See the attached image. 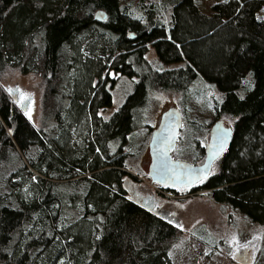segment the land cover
Segmentation results:
<instances>
[{
    "label": "trees",
    "instance_id": "trees-1",
    "mask_svg": "<svg viewBox=\"0 0 264 264\" xmlns=\"http://www.w3.org/2000/svg\"><path fill=\"white\" fill-rule=\"evenodd\" d=\"M141 9L138 18L120 0H0V72L45 82L39 127L0 83V264H174L182 230L128 198L126 179L136 177L126 169L140 150H125L137 148L154 93L185 97L199 77L222 94L214 107L234 135L193 191L264 223V0H221L212 13L177 0L171 26ZM150 45L186 66L158 70ZM111 71L138 83L105 119ZM193 126L181 154L198 163L202 125Z\"/></svg>",
    "mask_w": 264,
    "mask_h": 264
},
{
    "label": "rangeland",
    "instance_id": "rangeland-1",
    "mask_svg": "<svg viewBox=\"0 0 264 264\" xmlns=\"http://www.w3.org/2000/svg\"><path fill=\"white\" fill-rule=\"evenodd\" d=\"M176 1L120 0V4L128 7L133 17L138 18L142 14L141 8L147 10L153 6L159 20L171 26ZM218 1L221 0H196L201 10L206 13H212L211 6ZM259 15L264 18V10ZM146 57L160 71L179 68L187 64L185 61L164 62L152 45L149 46ZM110 75L117 80L113 87L108 86L111 89L113 103L104 112H100L105 119H110L120 109L138 83V78L135 76L129 77L114 71H111ZM0 83L6 89L20 87L26 95L35 96L32 122L39 127L42 118L44 79L33 73L22 74L18 70L7 69L0 72ZM219 100H222V94L203 77H199L192 84L185 97L173 92L154 93L147 109L148 119H144L143 125L133 134L137 148L130 146L125 150L128 153L140 150L138 156H131L128 161L129 167L126 170L136 177L135 180L131 177L126 179L128 195L139 196L141 202L150 198L153 203L158 204L165 218L182 230V236L169 253L174 264H231L239 258L247 264H264V223L254 222L230 205L214 201L209 191L206 190H196L191 193L189 189H183L180 190L181 194L187 196L167 197L161 193L167 190L154 184L148 173L151 162L149 142L153 130L159 125L162 113L174 106L180 108L184 115L183 127L173 157L201 164L205 159V147L212 125L221 118L214 107V103ZM223 119L228 126L233 127L232 120ZM194 123L202 125V129L193 135L194 147H196V136L201 139L202 147L198 148V154L202 156V159L198 163L193 161L190 151H188L189 154H181L188 143L187 135L191 134L190 129L195 128ZM215 171L216 166L214 165L212 173Z\"/></svg>",
    "mask_w": 264,
    "mask_h": 264
},
{
    "label": "water",
    "instance_id": "water-1",
    "mask_svg": "<svg viewBox=\"0 0 264 264\" xmlns=\"http://www.w3.org/2000/svg\"><path fill=\"white\" fill-rule=\"evenodd\" d=\"M95 18L105 21L108 18V13L100 9L96 11ZM129 37L134 38L135 33L130 32ZM17 89L19 91H16ZM6 90L22 113L32 121L35 111V96L33 94L26 95L20 87H10ZM22 93L25 96L23 100L20 99ZM183 122L184 117L181 109L173 106L162 113L158 127L153 130L149 142L151 162L148 173L155 184L172 189L194 187L211 175L215 162L226 152L232 142L233 127L228 126L224 119L219 118L213 123L210 130V137L205 147V159L201 164L176 159L173 157V152L177 148ZM138 204L144 209L162 216V213L156 210L151 203L148 204L145 201L138 202ZM235 261L247 264L242 262V258Z\"/></svg>",
    "mask_w": 264,
    "mask_h": 264
},
{
    "label": "flooded vegetation",
    "instance_id": "flooded-vegetation-1",
    "mask_svg": "<svg viewBox=\"0 0 264 264\" xmlns=\"http://www.w3.org/2000/svg\"><path fill=\"white\" fill-rule=\"evenodd\" d=\"M155 184V183H154ZM157 186H160V187H163V188H165V189H168V190H171L172 188H170V187H166V186H162V185H159V184H156ZM194 187H196V186H194ZM128 190V189H127ZM173 190H176V191H179V190H177V189H173ZM129 192V191H128ZM139 196H137L136 195V197H132V196H129L128 195V198L130 199V200H133V201H135L137 204H138V202H141V201H139V199L140 198H138ZM146 201V203H148V204H152V206L153 207H155V209L156 210H158L160 213H162V216L163 217H165L164 215V213H163V211L161 210V208L158 206V204L157 203H153V201L150 199V198H147V199H144V202ZM141 203H143V202H141Z\"/></svg>",
    "mask_w": 264,
    "mask_h": 264
},
{
    "label": "built area",
    "instance_id": "built-area-1",
    "mask_svg": "<svg viewBox=\"0 0 264 264\" xmlns=\"http://www.w3.org/2000/svg\"><path fill=\"white\" fill-rule=\"evenodd\" d=\"M189 192L193 193L194 191L190 190ZM161 193L170 198H181V197L187 196V195L181 194V191H174V190L161 191Z\"/></svg>",
    "mask_w": 264,
    "mask_h": 264
},
{
    "label": "snow or ice",
    "instance_id": "snow-or-ice-1",
    "mask_svg": "<svg viewBox=\"0 0 264 264\" xmlns=\"http://www.w3.org/2000/svg\"><path fill=\"white\" fill-rule=\"evenodd\" d=\"M224 2H227V0H224ZM258 19H259V17H258ZM9 91H11V89H9ZM16 91H19V89H17ZM24 98H25V96H24V94L22 93L20 99L23 100ZM241 98H243V97H241ZM26 114H27V113H26ZM29 118H31V117L29 116ZM234 258H235V257H234Z\"/></svg>",
    "mask_w": 264,
    "mask_h": 264
}]
</instances>
